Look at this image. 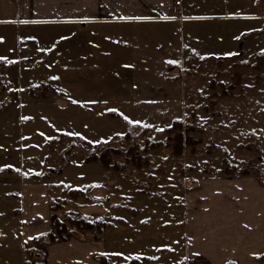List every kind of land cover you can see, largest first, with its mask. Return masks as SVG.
<instances>
[{"label": "rangeland", "instance_id": "1", "mask_svg": "<svg viewBox=\"0 0 264 264\" xmlns=\"http://www.w3.org/2000/svg\"><path fill=\"white\" fill-rule=\"evenodd\" d=\"M98 20L22 26L26 51L0 62V213L42 185L65 239L102 231L71 219L99 222L120 264L177 243L211 177L264 182V0H179L167 17ZM103 149L107 169L84 162Z\"/></svg>", "mask_w": 264, "mask_h": 264}, {"label": "crops", "instance_id": "2", "mask_svg": "<svg viewBox=\"0 0 264 264\" xmlns=\"http://www.w3.org/2000/svg\"><path fill=\"white\" fill-rule=\"evenodd\" d=\"M178 4L179 0H0V61L19 58L26 51L21 33L25 25L139 21L178 13ZM207 183L198 188V211H184L177 243L142 247L126 259L148 258L160 264H262L264 182L254 175H226L213 176ZM5 200L4 207L8 202L7 207L14 209L0 213V264L25 260L117 264L113 259L121 252L112 253L107 236L94 241L68 233L64 241L36 243L38 237L53 232L42 185L21 187L19 197Z\"/></svg>", "mask_w": 264, "mask_h": 264}, {"label": "trees", "instance_id": "3", "mask_svg": "<svg viewBox=\"0 0 264 264\" xmlns=\"http://www.w3.org/2000/svg\"><path fill=\"white\" fill-rule=\"evenodd\" d=\"M1 63L3 61H0ZM177 125H179V123H177ZM185 143L186 141L182 138L181 135H178V137L176 138V144H177V148L180 150L181 149V144L182 143ZM92 154V153H91ZM88 155L87 157H85L84 159V162L85 163H98L100 164L104 169H107L109 167V158L107 157L108 154H107V150L103 149L99 155ZM133 157H134V154H133ZM72 221L70 222L71 224H73L74 226H77L78 228L80 227H83L84 225L86 226V230H90L92 227H93V224L99 228V230H102L101 232H103V229L102 227H99L101 226V223H87V221H83L82 219H71ZM50 223L52 224L56 234L58 236H63L64 235V238L61 237V241H64L65 240V233H66V225L64 222L62 221H59L55 214H51L50 215ZM82 231V230H81ZM97 231V230H96ZM90 233L92 232L91 230L89 231ZM101 232H98L97 234L94 233L92 239L93 240H100L101 239V236H100V233ZM59 240V241H60ZM36 243L38 244H46V243H53V242H56L58 241V238L56 237L55 233L54 232H49L47 233L46 235L44 236H41V237H38L36 240ZM264 258V257H263ZM264 264V261H262ZM138 263L137 260L133 259V260H130L127 264H136Z\"/></svg>", "mask_w": 264, "mask_h": 264}, {"label": "snow or ice", "instance_id": "4", "mask_svg": "<svg viewBox=\"0 0 264 264\" xmlns=\"http://www.w3.org/2000/svg\"><path fill=\"white\" fill-rule=\"evenodd\" d=\"M0 39H2V38H0ZM226 55H231V53H227ZM169 63H174V61H169ZM54 79H55V77H54ZM74 103L76 102V101H73ZM112 111H115V109H112ZM125 119L127 120L128 118L127 117H125ZM130 123L132 122V121H129ZM137 258H139V257H137Z\"/></svg>", "mask_w": 264, "mask_h": 264}, {"label": "built area", "instance_id": "5", "mask_svg": "<svg viewBox=\"0 0 264 264\" xmlns=\"http://www.w3.org/2000/svg\"><path fill=\"white\" fill-rule=\"evenodd\" d=\"M24 264H33V263H29L28 261H26Z\"/></svg>", "mask_w": 264, "mask_h": 264}]
</instances>
